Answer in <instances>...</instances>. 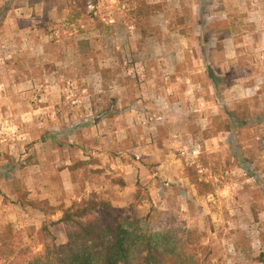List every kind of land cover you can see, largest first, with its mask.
<instances>
[{
	"label": "rangeland",
	"instance_id": "rangeland-1",
	"mask_svg": "<svg viewBox=\"0 0 264 264\" xmlns=\"http://www.w3.org/2000/svg\"><path fill=\"white\" fill-rule=\"evenodd\" d=\"M199 2L0 0V264L93 194L196 230L201 264H264V0H205L207 62Z\"/></svg>",
	"mask_w": 264,
	"mask_h": 264
},
{
	"label": "trees",
	"instance_id": "trees-1",
	"mask_svg": "<svg viewBox=\"0 0 264 264\" xmlns=\"http://www.w3.org/2000/svg\"><path fill=\"white\" fill-rule=\"evenodd\" d=\"M50 6V5H48ZM47 6V9L50 8ZM205 0L199 2V22L201 24L202 48L205 61H208L206 44ZM216 97L223 102L221 90L224 78L208 67ZM231 126L235 129L240 123L234 118V111L226 103L222 104ZM121 185H125L122 181ZM255 218L258 214L255 212ZM65 224L69 227L68 240L57 244L51 227ZM38 244L44 252L40 261L33 264H201L199 256L201 235L196 230L169 227L158 232L144 229L135 205L118 208L97 194L74 202L63 211L58 220L44 221L37 230ZM16 234L11 225L0 230V250L5 256L15 252ZM264 262V252L256 259Z\"/></svg>",
	"mask_w": 264,
	"mask_h": 264
}]
</instances>
